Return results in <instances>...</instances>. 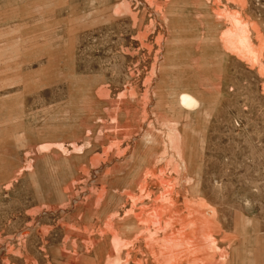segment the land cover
<instances>
[{
	"label": "rangeland",
	"instance_id": "rangeland-1",
	"mask_svg": "<svg viewBox=\"0 0 264 264\" xmlns=\"http://www.w3.org/2000/svg\"><path fill=\"white\" fill-rule=\"evenodd\" d=\"M0 264H264V0H0Z\"/></svg>",
	"mask_w": 264,
	"mask_h": 264
},
{
	"label": "bare ground",
	"instance_id": "bare-ground-1",
	"mask_svg": "<svg viewBox=\"0 0 264 264\" xmlns=\"http://www.w3.org/2000/svg\"><path fill=\"white\" fill-rule=\"evenodd\" d=\"M181 102H182V104H185L186 107L187 106L191 107V106H194L196 104V100L192 96L187 95V94L182 95Z\"/></svg>",
	"mask_w": 264,
	"mask_h": 264
}]
</instances>
